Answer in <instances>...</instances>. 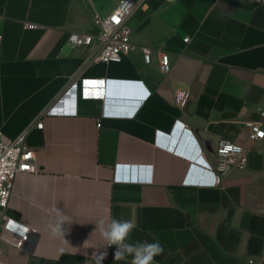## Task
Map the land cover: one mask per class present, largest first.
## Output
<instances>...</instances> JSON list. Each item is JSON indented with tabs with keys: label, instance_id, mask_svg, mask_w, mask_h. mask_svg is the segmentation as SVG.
Segmentation results:
<instances>
[{
	"label": "crops",
	"instance_id": "obj_1",
	"mask_svg": "<svg viewBox=\"0 0 264 264\" xmlns=\"http://www.w3.org/2000/svg\"><path fill=\"white\" fill-rule=\"evenodd\" d=\"M120 1L0 0V130H28L38 166L14 179L0 264H97L105 250L101 264H130L94 232L109 216L137 222L129 242L158 241L157 264H264V139L243 129L264 107V0H146L128 24L150 64L140 49L105 63L92 60L97 41L68 43ZM82 78L105 79L104 95L79 94ZM220 139L248 149L246 167L186 183L213 180L188 170L214 164ZM54 209L72 219L64 236L51 233ZM7 219L36 230L23 248Z\"/></svg>",
	"mask_w": 264,
	"mask_h": 264
},
{
	"label": "built area",
	"instance_id": "obj_2",
	"mask_svg": "<svg viewBox=\"0 0 264 264\" xmlns=\"http://www.w3.org/2000/svg\"><path fill=\"white\" fill-rule=\"evenodd\" d=\"M146 0H121L116 9L105 17L96 16L95 24L99 26L96 34L73 31L69 34L67 41L74 48L87 47L95 41L98 47L93 61L109 63L120 61L124 54H128L135 49H140L144 54V62L150 64L153 59L151 48L138 45L132 37V30L128 24L131 16L145 3ZM33 24L28 23V26ZM187 42L189 37H185ZM159 67L162 73L168 74L172 68V57L168 52H160ZM78 93L82 95H104L105 79L82 78L75 81ZM104 85V86H96ZM98 88V89H97ZM77 113V110H76ZM38 128L43 127L41 118L34 123ZM178 124L182 125L181 122ZM184 125V124H183ZM243 129L247 137L256 142L264 139V107L259 109L258 119H248L243 121ZM28 130L15 138H7L0 130V222L6 218V209L9 207L10 198L14 192V179L19 173L32 172L38 169L35 162V152L26 145V135ZM157 144L171 151L176 150L175 145L165 144L158 138ZM203 157V154L201 155ZM214 164L200 166L192 163L188 170V175L193 168H201L205 172L214 176L213 180H189L188 184L215 186L220 184L225 172L237 169H244L247 164L248 149L241 143L229 139H220L213 151ZM199 166V167H198ZM5 229L14 232L18 236L16 246L23 248L31 232L36 230L19 224L17 221L7 219ZM2 232H0V237Z\"/></svg>",
	"mask_w": 264,
	"mask_h": 264
},
{
	"label": "clouds",
	"instance_id": "obj_3",
	"mask_svg": "<svg viewBox=\"0 0 264 264\" xmlns=\"http://www.w3.org/2000/svg\"><path fill=\"white\" fill-rule=\"evenodd\" d=\"M55 219L49 225L53 235L64 236L62 225L71 223V218L63 215L59 209H54ZM95 231L105 241L107 247L115 246L114 261L126 260L131 257L130 264H157L156 257L163 255L164 248L158 241L137 240L129 242L134 230L137 228V222L134 219L122 220L109 216L101 218L95 222ZM107 256L105 250L97 258V264H101Z\"/></svg>",
	"mask_w": 264,
	"mask_h": 264
},
{
	"label": "water",
	"instance_id": "obj_4",
	"mask_svg": "<svg viewBox=\"0 0 264 264\" xmlns=\"http://www.w3.org/2000/svg\"><path fill=\"white\" fill-rule=\"evenodd\" d=\"M106 92V91H105ZM174 138H176V140L180 143L183 141V135L179 134V133H175L173 134Z\"/></svg>",
	"mask_w": 264,
	"mask_h": 264
}]
</instances>
